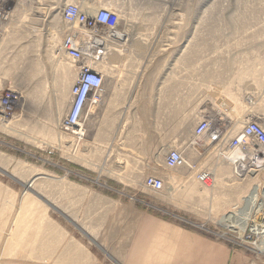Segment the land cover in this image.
Wrapping results in <instances>:
<instances>
[{"label":"rangeland","instance_id":"374dc122","mask_svg":"<svg viewBox=\"0 0 264 264\" xmlns=\"http://www.w3.org/2000/svg\"><path fill=\"white\" fill-rule=\"evenodd\" d=\"M68 2L120 13L122 40L112 45L111 67L100 65L102 95L86 114L81 139L58 127L75 80V65L58 47L68 28L59 18L67 0H7L0 11V92L16 91L23 103L0 125V264H55L49 249L76 224L68 218L78 221L85 203L109 200L163 203L162 217L197 222L208 240L263 261L254 245L260 236L246 237L250 212L264 201V169L236 176L209 146L198 165L213 172L208 186L184 168L169 171L172 180L161 178L160 191L143 180L159 177L167 150H185L204 109L229 121L232 134L248 118L264 126V0ZM167 76L174 82L169 103ZM156 91L152 131L136 112ZM225 216L239 230L223 225Z\"/></svg>","mask_w":264,"mask_h":264},{"label":"crops","instance_id":"0c3cea01","mask_svg":"<svg viewBox=\"0 0 264 264\" xmlns=\"http://www.w3.org/2000/svg\"><path fill=\"white\" fill-rule=\"evenodd\" d=\"M106 61L110 64L109 59ZM163 82L166 103L172 102L173 79L167 76ZM157 105L158 91L136 112L141 123H150L152 131L158 130ZM208 108L214 111L213 107ZM193 125L194 122L189 127L190 133ZM204 150L200 153L186 146L184 151H192V161L199 165ZM175 170L178 169L167 168L162 162L158 178L172 180L169 171ZM84 208L88 211L80 214L78 221L68 218L76 224L63 228L61 236L54 240L53 249H49L47 254L56 259L55 264H264V260L255 261L208 240L200 231L203 225L197 222L185 217H162L161 213L168 209L163 203L147 208L136 202L109 200L85 203Z\"/></svg>","mask_w":264,"mask_h":264},{"label":"built area","instance_id":"2783aa9c","mask_svg":"<svg viewBox=\"0 0 264 264\" xmlns=\"http://www.w3.org/2000/svg\"><path fill=\"white\" fill-rule=\"evenodd\" d=\"M6 2L7 0H0V11L4 12L6 9ZM82 5L67 2L62 5L59 12L60 21L68 28L61 35L58 47L60 52H63L65 57L75 65V80L69 89L67 110L59 120L58 127L74 139L83 137L86 114L97 105L102 95L105 75L100 69V63L108 58L112 45L120 40L114 36L120 20L118 10L98 7L89 12V8ZM19 100L20 97L16 91L7 89L0 92L1 125L15 112L19 106ZM230 128L229 121H216L208 112L201 111L194 122L190 140L186 146L194 151H200L197 148L198 143L206 140L217 151L221 160L230 167L233 163L244 161L242 170L245 174L263 170L264 126L248 118L242 122L234 134ZM233 151L246 154L240 159H229L228 154ZM162 162L167 168H184L192 173L196 181L203 186H208L213 179L211 169L199 167L182 150H167ZM143 185L152 191H160L163 188V180L149 175L144 178ZM258 236L261 237V233L250 230L246 238L256 239ZM258 252V255L264 256V251Z\"/></svg>","mask_w":264,"mask_h":264},{"label":"bare ground","instance_id":"6f19581e","mask_svg":"<svg viewBox=\"0 0 264 264\" xmlns=\"http://www.w3.org/2000/svg\"><path fill=\"white\" fill-rule=\"evenodd\" d=\"M67 2H68V0H67ZM79 4L81 5V3H79ZM119 33H120V31L118 32V29L115 30L114 36H116L120 40H122V36L118 35ZM122 33L125 36V37H123L124 40L125 41L128 40L129 34L128 33H125V32H122ZM100 65L102 66V68H105V69H108L109 67H111V65L106 60L104 62L102 61L100 63ZM22 105H23V103L21 101H19V106L21 108H22ZM202 111H205V109L202 110ZM211 114H212L211 116L213 117V119L216 120V121L217 120H226L224 117H222V116L220 117V113H219V115H218V113H215V112L214 113H211ZM241 122H243V121H240V123ZM235 125H234V127H235ZM209 146H212V145H210L206 140H201V142L198 143L197 148H199L200 150H202V149H207ZM245 154L246 153H243V152L241 153L240 151H238V152L237 151H233V152H230L228 154V158L229 159H233V160L236 159V158H239L240 159V157L243 158L245 156ZM0 161H2V160L0 159ZM243 164H245L244 161H240L239 163L237 162V163L231 164V167L230 168H231L232 172L236 176H239L240 177V176H244V175H248V174H250V175H253V174L254 175H257V173H253V172L247 173V174L243 173V172H245V171L242 170V166H244ZM27 187L30 188V186H28V185H27ZM260 215H262L264 217V201L263 202L261 201V202L257 203V205L254 206L253 209L250 212V220L252 222L251 230H253V231L257 232V233H261V237L259 238V240H258V242H257V244L255 246V249L258 250V251H264V220L261 221V222H258L257 221V218ZM220 222L221 223H224L223 225H227L228 226L227 228L230 227V228H233L235 230H239V226L236 223H234L228 216L227 217L225 216L224 218H221L220 219Z\"/></svg>","mask_w":264,"mask_h":264},{"label":"water","instance_id":"95a60500","mask_svg":"<svg viewBox=\"0 0 264 264\" xmlns=\"http://www.w3.org/2000/svg\"><path fill=\"white\" fill-rule=\"evenodd\" d=\"M46 202V201H45Z\"/></svg>","mask_w":264,"mask_h":264}]
</instances>
